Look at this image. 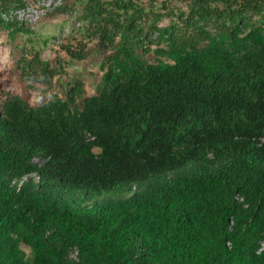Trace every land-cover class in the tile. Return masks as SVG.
Masks as SVG:
<instances>
[{"label":"trees","instance_id":"1","mask_svg":"<svg viewBox=\"0 0 264 264\" xmlns=\"http://www.w3.org/2000/svg\"><path fill=\"white\" fill-rule=\"evenodd\" d=\"M148 1L78 0L97 93L0 92V264H264V0ZM26 6L0 0L12 40ZM17 69L62 70L35 45Z\"/></svg>","mask_w":264,"mask_h":264},{"label":"rangeland","instance_id":"2","mask_svg":"<svg viewBox=\"0 0 264 264\" xmlns=\"http://www.w3.org/2000/svg\"><path fill=\"white\" fill-rule=\"evenodd\" d=\"M133 1L143 5L149 3L148 0ZM162 1L158 0L156 4L163 8ZM165 1H168L169 7L176 5L174 0ZM26 2L27 6L17 11V16L33 32L19 35L12 40L6 30L0 29V92L20 95L33 106L42 104L55 95L65 97L70 83L75 80L82 81L85 96L97 93L103 75L100 65L111 50L102 48L96 38L84 35L81 30L82 24L78 20L81 9L78 0H26ZM56 6L63 7V11L51 14ZM165 23L167 19L160 22ZM80 41L87 45L85 57L73 60L63 47L65 45L76 47ZM30 45H35L40 50L41 57L48 60L53 67L62 69L61 74L55 76L50 83L34 82L32 86L27 87L21 80L17 60Z\"/></svg>","mask_w":264,"mask_h":264}]
</instances>
